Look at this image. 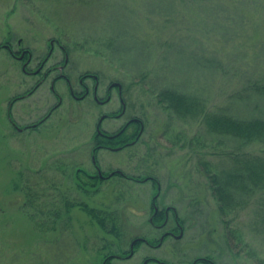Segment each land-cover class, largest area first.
<instances>
[{
  "label": "rangeland",
  "instance_id": "rangeland-1",
  "mask_svg": "<svg viewBox=\"0 0 264 264\" xmlns=\"http://www.w3.org/2000/svg\"><path fill=\"white\" fill-rule=\"evenodd\" d=\"M153 1L0 0V45L7 40L13 50L31 52L30 71L44 60L38 74L24 73L21 63L0 49V264H101L105 257L125 256L134 237L159 236L148 233L153 198L159 209L176 211L183 233L166 238L157 249L140 245L133 257L114 258L110 264H141L144 257L176 264L199 257L216 264H264V234L252 228L257 197L224 219L241 233V242L230 241L197 164L199 158L218 161L216 136L205 132L199 121L178 119L156 101L157 92L171 89L205 97L213 112L264 119V101L234 98L248 76L264 72V19L255 13L237 18L226 34L220 30L222 21L202 17L205 7L198 0L158 1L160 9ZM215 8L205 10L214 15ZM61 64V71L41 77L47 67ZM59 73L68 82L59 78L54 83ZM84 74L98 76L101 96L108 83L122 85L126 111L121 119H104L103 129L113 132L131 117L143 123L133 144L97 151L101 171L152 177L159 190L151 181L115 175L90 179L82 190L75 186V172L95 171L91 149L99 114L119 107L114 90L108 104H97L90 95L73 98L67 88L80 90ZM38 80L36 92L26 94ZM84 81L91 86L93 79ZM52 85L61 96L58 101ZM20 95L26 96L14 99ZM57 102L58 108L36 129L15 128L43 117ZM197 134L214 144L189 149L188 139ZM223 141L225 148L233 146ZM259 150L246 147L242 152ZM31 195L39 211L28 205ZM64 200L117 217L116 233L108 231L111 221L102 230L79 207L70 210L68 225L58 219L52 228L36 229L31 216L43 221L54 210L63 211Z\"/></svg>",
  "mask_w": 264,
  "mask_h": 264
},
{
  "label": "trees",
  "instance_id": "trees-1",
  "mask_svg": "<svg viewBox=\"0 0 264 264\" xmlns=\"http://www.w3.org/2000/svg\"><path fill=\"white\" fill-rule=\"evenodd\" d=\"M158 1L164 2L165 0H155L152 2L154 8L157 6L160 9V6L157 4ZM198 1L202 2L205 8L216 7L214 15H211L204 8L201 12L202 17L208 18L209 22H215L216 24H220L222 21L220 30L226 34L231 33V23H238V20H235L237 18L247 19L255 13L258 17L264 19V0ZM228 5H231L232 8L228 9ZM243 8H245V13ZM0 48L2 47L0 46ZM260 52L264 54V47ZM234 98L239 101L243 99L264 101V72L248 76L244 82L243 90L235 91ZM156 101L164 105L178 119L199 121L205 132L216 136V139H213L215 141L214 144L211 140L206 141L203 136L197 134L188 139V147L192 150H198L214 144L213 148H219L218 150H220L216 163L210 162L205 158H199L197 164L203 175L207 178L211 195L217 202V211L225 223L226 236L229 237L230 241L241 242V233L238 229H230L227 226V221L225 222L224 219L229 214L248 205L249 201L255 197H257V208L254 212L252 228L258 229V233L264 234V119L239 118L224 112H213L207 109L205 97L171 89L157 92ZM7 116L10 117V107L8 108ZM223 139L230 140L233 146L225 148ZM181 146L184 148L185 143ZM246 147H257L260 150L258 152H242V149ZM80 172L83 175L85 174V171L81 170L75 172L74 183L79 190H82L88 186L87 182L90 178L80 177ZM91 179L96 182L98 180L96 177ZM144 179L151 181L154 185L157 182L152 177H145ZM90 185L95 187L96 184L91 183ZM28 205L39 211L33 195L28 199ZM74 207H79L102 230L106 229L108 221H111L108 231L116 233L118 229L116 223L117 217L104 214L102 211L89 207L86 204L73 203L66 200H64L63 211L61 208L56 209L52 213L45 215L43 221L37 219L35 215L31 216V219L34 222L35 228L39 230L41 228H52L53 222L58 219H62L65 225H68L70 220L69 213ZM46 225H49V227ZM104 259H108L106 264H110L112 258L105 257Z\"/></svg>",
  "mask_w": 264,
  "mask_h": 264
},
{
  "label": "flooded vegetation",
  "instance_id": "flooded-vegetation-1",
  "mask_svg": "<svg viewBox=\"0 0 264 264\" xmlns=\"http://www.w3.org/2000/svg\"><path fill=\"white\" fill-rule=\"evenodd\" d=\"M7 41V40H6ZM4 44H1L0 46L3 49H6L9 54L17 59L21 63V69L24 73H39L41 69L44 67V60L40 61L39 63L37 62L33 69L30 71L31 68H29V63L32 59V55L30 54L31 52H28L26 49H23L21 47L17 48L16 50H13L12 45L9 42H6ZM20 41H18V44ZM50 47H52V43L49 44ZM66 58H67V53L64 52V57H63V64L64 62L66 63ZM57 65V66H49L47 67V70L44 72V75L41 74L42 78H46L47 76H50L52 72L54 71H61L65 65ZM37 71V72H36ZM59 78H63L65 81L68 82V77L65 73H59L58 75H55L53 78V82L55 83L56 80ZM85 79H93V82L91 86H88L85 83ZM41 82L38 80L37 82L34 83V85L27 91L26 94H32L33 92H36L38 87L40 86ZM80 90L76 91L72 86H68V92L71 94V96L75 99H84L85 97H88L89 95L91 96V99L95 101L97 104H108L111 103V92L112 90L115 91L119 103V107L115 111H111L110 113H100L99 117L95 123V134L93 136V143H92V149H91V154H93V158L96 156V153L99 149H109V150H119L124 147H127L130 144H133L136 142L142 132H143V123L140 119L138 118H127L125 119L117 128V130L113 132H107L105 129L102 128V123L104 119L106 118H118L121 119L126 111V103H125V98H124V92L122 89V85L117 83V82H111L108 83L104 88H103V95L101 96L99 93L100 87H99V81H98V76L95 74H84V76L79 77V86ZM50 91L54 95L53 97L57 99V101L61 98L60 94L54 89V86L52 85L50 88ZM26 95H20L16 96V98H24ZM59 104H53L51 105L43 115V117H40L36 121H33L32 123H29L25 125L24 127H18L20 131L23 129H36L40 125L44 124L49 117L52 115V113L58 108ZM17 129V128H16ZM100 131V132H99ZM99 140H98V139ZM99 141V143H98ZM92 165L95 169L94 172L89 173L88 171L84 172V176L87 178H95L96 179H101L102 181L106 179L112 178L114 175L115 176H120V177H125V178H130L126 177L122 174H117L116 171H111L113 172V175L108 177V175L111 173H103L101 171L100 164L94 159L92 160ZM99 173L102 176H99ZM134 181H143V179H139V177H133L130 178ZM157 190H159V183L156 182L155 184ZM148 220L147 223L150 226L152 231H149V234H159V236H152L151 238L148 236H142V237H134L130 244L129 248L127 249V254L125 256H111L112 259L118 258V259H126L133 257L135 254V250L140 246V245H146V247L153 249V248H160L162 246V243L165 241L166 238L172 237L177 239L179 235L183 233V226L181 221L178 219L177 213L173 208H161L159 209L157 207V202L155 198H153L151 202V210L149 212ZM122 226L127 225L126 219H122ZM136 240V241H135ZM135 241V243H134ZM108 259H103L102 264H106V261ZM141 264H176V263H170L161 259H156L153 257H144L143 260L141 259ZM185 264H216L214 261L211 259L205 258V257H199V258H194L191 261L186 262Z\"/></svg>",
  "mask_w": 264,
  "mask_h": 264
},
{
  "label": "water",
  "instance_id": "water-1",
  "mask_svg": "<svg viewBox=\"0 0 264 264\" xmlns=\"http://www.w3.org/2000/svg\"><path fill=\"white\" fill-rule=\"evenodd\" d=\"M100 132V131H99ZM113 174V172H111L110 174H109V176H111ZM99 176H102L100 173H99ZM136 241V240H135ZM135 241H134V243H135Z\"/></svg>",
  "mask_w": 264,
  "mask_h": 264
}]
</instances>
